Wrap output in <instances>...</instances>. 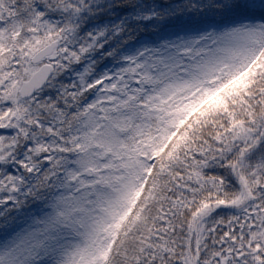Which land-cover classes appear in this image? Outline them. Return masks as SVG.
<instances>
[{
	"label": "snow or ice",
	"instance_id": "1",
	"mask_svg": "<svg viewBox=\"0 0 264 264\" xmlns=\"http://www.w3.org/2000/svg\"><path fill=\"white\" fill-rule=\"evenodd\" d=\"M0 264H264V0H0Z\"/></svg>",
	"mask_w": 264,
	"mask_h": 264
}]
</instances>
